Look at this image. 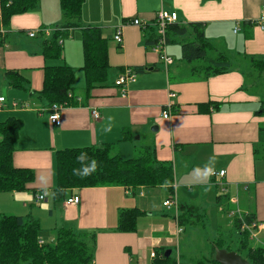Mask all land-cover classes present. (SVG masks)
<instances>
[{
	"label": "crops",
	"instance_id": "obj_1",
	"mask_svg": "<svg viewBox=\"0 0 264 264\" xmlns=\"http://www.w3.org/2000/svg\"><path fill=\"white\" fill-rule=\"evenodd\" d=\"M60 9L59 0H39L37 11L13 16L1 34L0 97L5 102L0 123L8 118L22 122L13 165L29 169L34 178L26 191L0 192V215L33 218L41 226L44 241H53L59 229L72 231L88 243L90 264H162L161 255L169 250L171 257L176 255L171 261L177 264L181 207L193 209L187 222L197 219L200 210L204 212L203 203L214 201L231 230L235 205L243 214H254L256 223H264V149H260L264 145V92L256 91L264 74L249 63L264 60V22L262 26L256 23L264 0H85L75 25L66 22ZM160 9L175 12V24L203 25L205 37L229 57L233 70L207 79L192 75L191 66L180 59L181 48L173 47L170 53L168 41L165 52L172 63L165 66L153 51L157 41L153 26L141 30L126 25L122 45L115 43L116 27L133 19L152 24ZM87 27L100 28L108 40L110 70L107 86L85 97L79 34ZM45 28L50 30L48 37L27 35ZM57 30L66 35L59 40L63 51L57 63L74 71L75 90L70 94L76 104H68L60 113V125L54 126L49 122L50 106L37 93L42 89L45 65L55 63L41 55L43 37L50 38ZM175 57H180L178 62ZM126 67L136 70L137 76L122 97L114 81ZM8 72L26 79L24 89L9 85ZM24 104L29 108H22ZM168 107L170 116L165 119L162 113ZM92 111L98 119H93ZM123 133H127L124 140ZM103 145H111L112 154L124 160L148 150L158 162L171 165L173 184L71 189L57 200L56 152ZM210 159L214 172L225 171V176L197 181L194 169L203 168ZM41 176L47 184L40 181ZM45 190L49 195H44ZM38 196L44 199L37 201ZM72 197L79 198L77 205L65 203ZM171 197L178 203L177 216L162 206ZM127 209L141 212L136 229L118 232L119 213ZM259 238L264 243V232Z\"/></svg>",
	"mask_w": 264,
	"mask_h": 264
},
{
	"label": "trees",
	"instance_id": "obj_2",
	"mask_svg": "<svg viewBox=\"0 0 264 264\" xmlns=\"http://www.w3.org/2000/svg\"><path fill=\"white\" fill-rule=\"evenodd\" d=\"M85 0H59V8L69 24L79 21ZM39 9V0H0L1 24L6 28L15 15L35 12ZM203 25L189 23L187 25L171 24L167 26L168 43H179L181 60L191 66L192 75L207 79L212 76L226 74L232 69L229 57L218 52L215 46L204 35ZM83 65L81 70L84 78L83 93L88 97L95 88H103L108 83L110 65L108 61V40L101 34L98 27L83 28L80 32ZM62 31H55L49 39L42 43L45 61H54L45 65L42 89L37 93L39 99L52 104L69 103L75 105L68 94L74 93V71L61 60L62 44L65 37ZM176 37L179 41L170 38ZM40 37V35H39ZM0 34V46L3 45ZM251 68L264 74V60L251 59ZM140 70V69H138ZM136 71V70H134ZM9 85L13 89H24L26 79L16 72L6 74ZM217 107V105L215 106ZM264 112V109H262ZM22 122L8 118L0 123V192H23L33 182V172L29 169L16 168L13 165L15 143L19 137ZM123 133L121 139L126 136ZM125 138V137H124ZM123 138V140H124ZM111 145L65 149L55 154L56 187L55 198H63L64 193L71 189L123 187L137 189L139 187L171 186L173 169L170 164L158 162L154 154L148 150H139L131 159L124 160L112 154ZM264 149V145L260 148ZM255 149L254 154H256ZM82 153L86 154L83 164L77 160ZM97 162L96 171L86 177L73 174L74 169H81ZM177 218L180 229L187 215H193V209L181 207ZM141 212L137 209L123 210L119 213L117 231L131 233L136 229L137 219ZM185 217V218H184ZM246 223L255 221L254 214L248 212L243 219ZM191 221V220H190ZM232 222L231 238L237 242L234 251L249 264H264V246L253 247L245 231H240L241 221L235 216ZM192 223V222H191ZM183 231V229H182ZM42 229L38 221L17 216L0 215V264H90V247L70 230L59 229L53 241H44ZM44 242L40 245L39 241ZM236 239V240H235ZM222 240L210 244L211 257L200 259L193 264H219L215 260V249H223ZM227 252H231L226 249ZM171 256L161 255L159 263L176 264Z\"/></svg>",
	"mask_w": 264,
	"mask_h": 264
},
{
	"label": "built area",
	"instance_id": "obj_3",
	"mask_svg": "<svg viewBox=\"0 0 264 264\" xmlns=\"http://www.w3.org/2000/svg\"><path fill=\"white\" fill-rule=\"evenodd\" d=\"M1 11H0V34L4 33V28L1 24ZM177 22V14L174 12H167L163 9H160L156 13L155 21L152 24H147V23H142L138 20H131V21H126L123 24L119 25L118 27L115 28L114 30V37L113 40L115 41L116 44L122 45L123 43V28L126 25H133L135 27H139L141 30H146L147 28L153 26L156 29V34H157V41L154 43L153 51L156 52L159 55V59L163 62L165 66H169L172 63V60L170 57L166 55L165 52V46L167 43V38H166V29L167 26L171 24H175ZM264 22V9L261 11V15L259 19L256 21V23L260 26H262ZM50 34L49 29H40L37 31H30L27 35L30 38H35L38 37L39 35H43L45 37H48ZM136 72L130 68L126 67L123 69L122 74H120L114 81V86L120 89V93L123 96L126 94V89L129 84L134 83L136 80ZM171 97H174L172 94ZM72 95L69 93L68 94V99H71ZM79 101V100H78ZM5 99L4 97H0V109H2L4 105ZM69 103H62V104H52L50 106V111L51 114L49 115V122L51 125L54 126H59L60 125V113L61 111L68 106ZM16 106V104H13ZM22 108H29V105H22ZM169 107L163 111L162 116L163 118H168L170 116L169 113ZM92 117L94 120L99 118V115L96 111H92L91 113ZM225 176V171H219V172H214L211 177L212 178H223ZM221 187L223 185L221 184ZM224 191V190H222ZM43 196H38L37 201L43 200ZM236 203V201H233ZM67 205H77L79 203V198L78 197H72L65 202ZM162 206L166 210H172L173 214L176 216L178 215V203L176 200V197H171L167 199L166 201L163 202ZM246 214H243L239 209H236L235 211L230 213V217H235L237 216L240 221H241V226H240V231L243 232L245 231L248 235V240L250 243H252L253 247L257 246H264V243L260 240L259 236L262 232H264V223H246L243 219ZM182 231V229H177V234H179ZM41 244V243H40ZM154 253H151V257H154ZM178 264V260H177Z\"/></svg>",
	"mask_w": 264,
	"mask_h": 264
},
{
	"label": "rangeland",
	"instance_id": "obj_4",
	"mask_svg": "<svg viewBox=\"0 0 264 264\" xmlns=\"http://www.w3.org/2000/svg\"><path fill=\"white\" fill-rule=\"evenodd\" d=\"M37 30L38 29H33L31 31L34 32ZM29 32L30 31H28L27 34ZM43 39L47 40L49 38L43 37ZM173 47H179L180 49V45L173 42L167 47L170 53ZM179 58L180 57H175L176 62L179 61ZM260 82L261 84L256 91L262 94V92H264V80ZM75 86L77 87V83H75ZM78 90H76V93H79ZM203 206L204 212L200 210L197 214V219H193L194 221H192V223L184 219V224L182 226L183 232H180L177 244L178 256H180L178 259L179 264H193L200 259H209L211 257L210 244L219 239L222 240L224 250L228 249L231 252L236 250L237 242L231 238V227L225 219V215L217 213L214 201L213 203H203ZM233 209L236 210V205ZM171 213L173 214V212ZM218 219H220V221L216 223ZM232 219L233 218H231L230 221H232ZM171 259L176 260V255H172Z\"/></svg>",
	"mask_w": 264,
	"mask_h": 264
},
{
	"label": "clouds",
	"instance_id": "obj_5",
	"mask_svg": "<svg viewBox=\"0 0 264 264\" xmlns=\"http://www.w3.org/2000/svg\"><path fill=\"white\" fill-rule=\"evenodd\" d=\"M86 159V154L82 153L77 157V160L83 164V161ZM97 162L93 160L90 165L83 166L81 169H74L73 174L80 177H86L96 171ZM214 173L213 160L210 159L203 168L197 167L194 169L195 178L199 182L206 181ZM40 181L44 184H47V178L45 176L40 177ZM44 195H49L47 190L44 191Z\"/></svg>",
	"mask_w": 264,
	"mask_h": 264
},
{
	"label": "water",
	"instance_id": "obj_6",
	"mask_svg": "<svg viewBox=\"0 0 264 264\" xmlns=\"http://www.w3.org/2000/svg\"><path fill=\"white\" fill-rule=\"evenodd\" d=\"M170 256V250L165 253V257ZM215 260L219 264H249L235 252H227L224 249H215Z\"/></svg>",
	"mask_w": 264,
	"mask_h": 264
}]
</instances>
